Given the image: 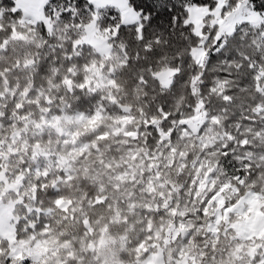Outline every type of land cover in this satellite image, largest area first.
Wrapping results in <instances>:
<instances>
[{
	"label": "snow or ice",
	"instance_id": "6c2138e0",
	"mask_svg": "<svg viewBox=\"0 0 264 264\" xmlns=\"http://www.w3.org/2000/svg\"><path fill=\"white\" fill-rule=\"evenodd\" d=\"M0 264H264V0H0Z\"/></svg>",
	"mask_w": 264,
	"mask_h": 264
}]
</instances>
